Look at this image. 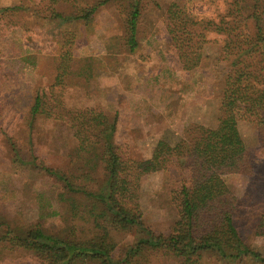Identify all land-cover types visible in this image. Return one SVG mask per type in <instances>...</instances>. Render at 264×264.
Returning a JSON list of instances; mask_svg holds the SVG:
<instances>
[{"label":"trees","instance_id":"trees-1","mask_svg":"<svg viewBox=\"0 0 264 264\" xmlns=\"http://www.w3.org/2000/svg\"><path fill=\"white\" fill-rule=\"evenodd\" d=\"M42 1L44 17L59 25L55 34L57 46L63 49L55 83L37 89L29 112L32 119L45 115L67 122L83 163L66 171L39 162L33 165L61 183L58 199L67 203L69 216L76 221L68 233H53L41 223L14 226L0 215V247L29 251L42 264H161L167 257H175L179 264H201L207 251L225 260L251 256L264 264V254L247 244L237 229L238 197L224 179L228 174L256 173L238 127L240 121L256 126L264 146V0H224L223 9L215 15L194 12L193 0L170 3L164 15L168 47L182 70L201 64L210 33L223 35L217 58L223 78L219 122L216 127L190 123L178 141L161 138L152 154L143 158L131 157L117 143L116 115L98 106L74 109L65 103L64 77L72 73L77 33L61 27L88 25L100 7L113 4L124 25L116 47L133 54L141 44V17L150 6L159 5L157 0ZM22 9L23 5L0 8L3 12ZM33 10L36 15L42 12L41 7ZM99 165L105 175L99 187L93 188L99 178L92 172ZM160 171L170 176L171 201L178 211L168 233L145 224L139 200L141 179ZM255 233L264 235V214ZM128 234L132 240L122 242L120 237Z\"/></svg>","mask_w":264,"mask_h":264},{"label":"rangeland","instance_id":"rangeland-1","mask_svg":"<svg viewBox=\"0 0 264 264\" xmlns=\"http://www.w3.org/2000/svg\"><path fill=\"white\" fill-rule=\"evenodd\" d=\"M94 1L78 0L80 4ZM172 1L157 0L159 5L143 13L141 44L133 54L119 52L116 47L124 25L113 4L100 7L88 25L61 27L77 33L71 53L72 73L64 77L65 103L74 109L98 106L110 116L116 115L115 139L134 158L149 157L161 138L178 141L190 123L216 127L219 122L223 78L217 58L223 35L210 33L201 64L191 71L182 70L168 47L165 28L164 15ZM14 5L24 9L0 10V215L14 226L41 223L49 232L68 233L76 220L69 216L67 203L58 199L61 183L33 164L44 163L61 171L78 166L82 162L78 143L67 122L45 115L32 119L29 112L37 89L56 81L63 49L57 46L58 23L44 17L47 12L42 0H0V8ZM223 6L224 0L191 2L192 10L200 15H215ZM39 7L42 12L36 15L33 9ZM238 127L251 151L256 173L228 174L224 179L238 197L239 233L264 254V235L255 233V225L264 214V146L254 124L240 121ZM104 175L99 165L92 172L99 182L93 181L91 186L98 188ZM172 188L167 172H154L141 179L142 217L158 233H168L178 218L171 201ZM120 238L130 242L133 235ZM0 264L42 263L29 251L0 247ZM161 264L179 261L167 257ZM201 264L262 263L251 256L225 260L207 251Z\"/></svg>","mask_w":264,"mask_h":264}]
</instances>
